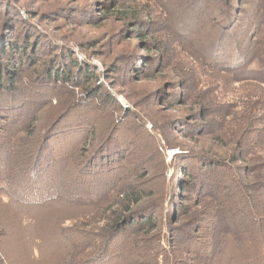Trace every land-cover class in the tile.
I'll use <instances>...</instances> for the list:
<instances>
[{"label": "rangeland", "instance_id": "rangeland-1", "mask_svg": "<svg viewBox=\"0 0 264 264\" xmlns=\"http://www.w3.org/2000/svg\"><path fill=\"white\" fill-rule=\"evenodd\" d=\"M109 1L0 0V23L7 22L5 35L20 42L28 37L26 34L34 33L41 42L36 64L27 63L20 80H14L15 88L20 90L19 98L36 103L35 109L42 108L36 126L37 144L54 119L53 103L58 100L60 108L79 103L67 113L65 109L58 112L65 116L53 128L47 145L55 155L59 153L52 170L55 181L62 185L77 183L79 199L73 201L69 187L58 204L28 212L35 215L36 234L47 236L43 260L46 264H155L150 255L156 249L165 253L173 234H178L182 246L187 248L184 233H188L191 220L199 213L203 214L202 243L209 245L214 241L220 224L211 201L221 203L226 225L236 222L242 243L240 247L227 243L230 237L226 236L222 241L223 262L244 264L245 260L255 259L264 250V89L246 83L229 85L184 51L169 31L172 24L165 20L168 15L162 12L166 7L181 13L179 1L130 0L127 5L146 7V23L129 26L130 30L126 22L107 18L109 12L104 3ZM211 20L205 19L191 39L210 42L215 37ZM140 32L144 35H138ZM62 57H67L64 64ZM3 59L0 61L9 62L7 57ZM54 62L58 68L66 65L73 76L84 69L95 78L88 84L81 74L74 82H49L43 77L44 68L46 63ZM96 84H100L97 91L86 92ZM106 92L111 97H106ZM113 98L117 105L111 101ZM9 100L12 97L1 98L0 103L10 105ZM209 106L217 114L198 112ZM225 106L232 107L231 115L226 116ZM234 149L241 150L237 162L230 156ZM97 150L95 159L104 158L105 167L96 178L89 175L87 165ZM210 150L212 156L226 157L224 161L231 167H214L216 170L210 175L213 180L206 187L203 184L207 171L202 167L209 162L200 156ZM182 152L189 154L181 155ZM117 153L125 156L123 162L116 160ZM192 167L197 183L184 192L183 172ZM117 185L126 190L137 187L146 211L137 215L136 221L121 234L109 238L111 232L103 229L109 231L110 213L99 209L110 208L111 199L102 197L89 202ZM151 194L155 196L149 200ZM249 200L260 224L249 219ZM171 201L184 203L178 208L180 211L168 213ZM2 213L0 210V225L10 230L13 223L5 220ZM152 218L162 227L165 241L159 243L162 233L152 231V227H141ZM15 226L11 244L16 248L15 240L20 244L24 234L17 227L21 226L19 220ZM181 226L183 231L173 230ZM189 244L192 250L200 246ZM179 257L191 264L192 258L182 254L174 257V264ZM163 264H170L169 259Z\"/></svg>", "mask_w": 264, "mask_h": 264}, {"label": "trees", "instance_id": "trees-1", "mask_svg": "<svg viewBox=\"0 0 264 264\" xmlns=\"http://www.w3.org/2000/svg\"><path fill=\"white\" fill-rule=\"evenodd\" d=\"M110 1L104 3L106 7L105 10L109 12L107 18H115L120 22H126L125 25L129 30V26L137 27V25L142 26L146 23L144 19L146 16L145 6L140 8L139 4L135 7L134 5H127L130 0ZM133 1L134 3L139 2V0ZM171 1L174 0H168V2ZM177 1H179V6H182L181 9L183 10L181 13H178L179 11L176 8L170 10L166 7H164L162 12L168 15L169 19L167 20L166 18L165 20L172 24L169 31L175 34L179 45L184 48V51L192 55L193 59L197 61L200 66H207L210 68L213 75L225 79L229 85L246 83L264 89V0ZM111 6L112 9L110 8ZM217 14H219V16H217ZM207 18L212 19L211 31L215 32V37L207 44L192 40L191 38H193L194 35L193 32L199 27H202ZM203 28L206 27L204 26ZM6 30L7 22L5 20L0 23V58L3 59L7 57L9 62L0 61V99L8 96L12 97V101L9 100L12 104L5 105L6 102L0 103V210L3 211L2 216L5 217V220L13 224L10 225V230H6V228L0 225V264H46V260H43V243L45 239H47V236L36 234L35 215L29 214L28 212L29 210L45 209L51 205L58 204V202L66 197L65 194L69 187L71 192L69 196H72L71 198H73V201L79 199L77 197H79V193L81 192L76 190L77 183L62 185L60 181H55V174H52V170L57 163L59 153L55 155L47 146L51 138L50 136H52L51 133L54 131L53 128L63 119L65 116L64 113H67L79 103L66 108H60L61 105L58 100L53 103L54 105H51V107L54 109L53 112H56L54 114V119L50 123V126L41 133L38 139L40 144H37L36 138L38 135L36 133V126L39 121L38 114L42 108L35 109L36 103H33L31 100L25 102L24 99L19 98L17 94H19L20 90L15 88L16 81L14 80L19 79L27 63L30 65L36 64L35 59H37L38 47L41 45V42L39 37H37V39L35 38L36 35L34 33L26 34L28 37L20 42L10 40V38L5 35ZM147 30L148 29H145V31ZM138 35L143 36L144 32H140ZM33 40L35 42H32ZM62 58V63L64 64L67 57ZM50 62H53V60ZM77 73V75L74 74L73 76L66 65L65 67L60 66V68H58V64L54 62L50 63V65L47 63L45 64L43 77L47 81L58 80L70 83L77 81V76L81 74V79H84L87 84L95 78L91 71L84 72V69L78 70ZM99 86L96 84V87H90L86 92H95L99 89ZM102 91L104 90L100 89V92ZM100 92L97 95H99ZM105 94L106 97H111L109 93L106 92ZM26 98L28 97L26 96ZM111 101L117 105L114 98ZM225 108L226 116L231 115L232 107L225 106ZM64 109V113L58 114V112ZM211 110L212 108L209 106L205 110L200 108L198 112L200 111L202 114L208 116L213 113L217 114L216 109L214 112ZM197 115L198 114L194 117ZM226 116H224V118ZM102 144L103 143H101V145ZM103 146L99 147V149L101 150ZM84 150H86V152L88 151L86 148ZM98 150L93 152L89 159L91 160L92 158V161L89 166L87 165L91 172L89 175L95 176L96 178L105 167L104 158L101 160L95 159L94 155L99 152ZM240 151V149H234L233 154L230 155L234 162L239 160L237 154ZM212 153L213 151L210 150L207 152L206 156H200L203 160L209 162L206 166H203L205 169L202 167V170H205V172L207 171L205 183L203 184L206 187H208L211 180H213L210 175L214 174L216 170L214 167H231L224 161L226 157L222 159V156H212ZM185 154L188 155L189 153H181V155ZM117 155V161L120 160L119 162H123L125 160V156H121V153H117ZM66 159H68V157H66ZM85 172H87V170ZM93 173L96 175H93ZM183 177L184 179H181L183 185L181 189L184 192H188L189 187H192L193 183L196 182L195 175L193 174V167L191 169H185ZM195 187H197V184ZM217 189L218 187H216L215 191ZM104 192L107 193L94 197L89 203L97 199L101 200L102 197L104 200L107 198L111 199L112 203L110 208H101L99 211L102 213H110V219H108L107 222L109 231L107 229H103V231L111 232L109 238H114L121 234L129 224H133L137 219L136 216L145 212L146 209L142 208L145 206H141L143 197L137 187H131L126 190L117 185ZM154 196L155 194L149 195V200ZM176 202L173 203V201H171L172 205H169L168 213H171L173 210H175V212L180 211L178 208L184 203ZM153 204L154 202L151 201V205ZM173 204L175 205L173 206ZM209 204L210 206L213 205L215 208V216H218V222L220 224V228L216 229L217 233L214 241L209 245L202 243L201 223L203 214L201 215V213H199L197 218L191 220L190 225H192V227L188 229V233H184V237L187 239L185 240L187 248L182 246L178 234H173L171 237L172 239L167 242L170 247L168 250L165 249V253L156 249L152 255H150L155 264L160 263V261L161 264H163L167 258L170 264H174V257L178 254L179 256L182 254L191 257V264H229L223 262V259H221L224 256L225 248L222 241L226 236H229L230 238L227 239V243L231 242L238 247L242 246L237 228L235 227L236 222L233 221V225L231 224V226L226 225L221 203H212L211 201ZM246 207L251 222L260 224L261 220L258 218L251 200H249V204H247ZM18 220L21 222V226L17 227L20 228L24 235L21 233L20 244H17L15 240V244L17 245L15 248L11 242L13 243L15 239L14 229L16 228L15 223ZM177 222L180 221L178 220ZM143 226H150L152 227V231L162 233V241L160 239L159 243L165 241L162 227L157 219H149L147 223L141 224V227ZM173 230L183 231V228L181 226ZM244 232H246V230ZM16 233L19 234V230H17ZM169 234L168 231V236ZM12 237H14V239H12ZM191 242L195 246H200L192 250L189 244ZM251 243L254 244V242ZM91 246L92 245L88 248H91ZM12 248L16 249L15 257ZM229 248L230 247H227L226 249ZM80 250L82 252V248ZM230 253H232V251H230L229 254ZM180 258L181 257L178 258L179 260H177L175 264H189ZM244 264H264V250L263 253L257 255L255 259L250 261L247 260V262L245 260Z\"/></svg>", "mask_w": 264, "mask_h": 264}]
</instances>
